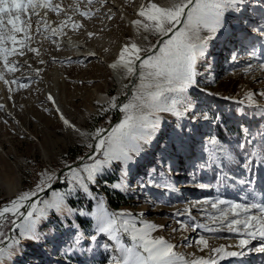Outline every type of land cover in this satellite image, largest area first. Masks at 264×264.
Instances as JSON below:
<instances>
[{"label": "rangeland", "instance_id": "1", "mask_svg": "<svg viewBox=\"0 0 264 264\" xmlns=\"http://www.w3.org/2000/svg\"><path fill=\"white\" fill-rule=\"evenodd\" d=\"M154 2L160 3L161 0ZM53 3H60L71 15L72 10L68 6L73 4V0H53ZM148 3L149 0H106L101 5L94 0L89 6L87 0H80L81 10L91 8V18L73 15L72 20L79 21L83 27L73 30L69 22L63 32L94 52L99 53L96 50L99 48L101 53L96 58H84L74 53L65 47L62 35L52 36L47 31L43 36L34 35L31 46L39 50V55L26 52L24 56L10 57L23 67L14 74L5 72V79L11 81L20 78L18 83L6 85L0 80V206L20 192L34 188L39 174L44 171L56 176L58 172L61 179L53 181V189L64 191L66 183L62 174L67 171L59 170L76 163L89 151L84 138L60 120L56 106L82 132H95L99 128L110 130L123 118V113L109 109L110 98L117 97L118 103L127 102L132 96L134 84L140 83V79L134 75V82L127 91L130 80L125 69H107L106 64L111 59H105L104 53L114 56V62L118 59L122 46L129 38H136L135 30L127 26V19H137L139 7ZM63 19V13L57 16L49 12L47 16L53 28ZM32 24L34 32L35 17ZM260 30H264V0H245V7L230 18L227 30L209 42L205 58L197 66V86L188 93V99L195 108L183 116L160 113V128L151 145L131 167L127 179L122 178L119 167L114 164L92 187V191L104 199L110 210H126L144 221L164 225L153 235L163 236L186 257L207 255V250L200 252L192 242L200 235L210 237L211 234L192 227L173 232V228L180 227L178 220L187 222L186 216L178 217L174 213L205 198L222 196L237 200L243 195L231 187H221L218 192V173L212 168L201 170L198 167L208 159V153L204 151L206 142L210 137H215L218 146L235 149L244 139L245 129L253 136L264 131V115L246 101V94L252 91L257 104L264 105V96L259 95L264 92V68L260 67L264 64V37L259 35ZM88 33L94 35L89 37ZM155 39L149 36L147 41L138 39L137 42L150 44L155 43ZM253 47L258 50L256 57L249 55ZM41 60L44 63H40ZM36 69H40L38 74ZM21 83L27 86L20 87ZM93 91L102 92L101 102L91 97ZM49 94L55 99V106L47 100ZM193 112L197 117L207 115L209 119L193 120L190 114ZM194 122L196 127L199 125L197 130L191 128ZM214 122H219L222 127L234 126V133L230 134L228 141L219 137L220 131H217ZM88 142L93 141L89 138ZM259 150L264 151V148ZM162 158H165L163 164L160 163ZM240 159L239 168L228 166L233 168L229 175L239 177L246 174L242 157ZM153 168L157 173L166 174L174 190L168 191L146 183V173ZM257 170L254 187L264 200V168L257 165ZM117 183H123L124 187L114 189L113 185ZM200 183L212 187L201 189L198 187ZM50 194L46 190L40 195L47 199ZM108 200L116 202V207L109 206ZM73 206L91 211L95 201L84 197L73 202ZM203 207L211 210L210 205ZM191 215L196 217V223L207 221L206 216L196 208L191 209ZM74 222L83 237L79 245L74 243L76 229L72 228L71 221L62 224L54 220L40 226L39 230L46 234V239L38 243L25 241L24 245L31 246H22L15 255L5 258L4 264H107L110 251H105L101 246L106 237H99L97 242L88 240L94 234V221L90 217H78ZM7 234L12 236L16 233L7 231ZM219 236V239H209L213 247L238 244L235 233H220ZM7 243L9 241L5 240L4 244ZM258 245L259 241L254 240L249 248ZM70 247L75 250L67 251ZM90 247L92 251L87 250ZM228 250L240 251L236 247ZM244 251L245 255L226 258L220 264H264V253L248 249Z\"/></svg>", "mask_w": 264, "mask_h": 264}, {"label": "snow or ice", "instance_id": "2", "mask_svg": "<svg viewBox=\"0 0 264 264\" xmlns=\"http://www.w3.org/2000/svg\"><path fill=\"white\" fill-rule=\"evenodd\" d=\"M93 2L87 0L89 6ZM95 2L103 5L106 0ZM68 7L72 10L71 15L60 3H53V0H0V80L6 85L19 82L20 78L11 81L5 79V72L14 74L23 67L19 61L10 57L24 56L26 52L40 54L37 48L31 46L34 35L43 36L45 31L52 36L66 35L63 29L69 22L73 30L83 27L79 21L72 20L73 15L90 19L93 14L90 7L80 9V0H73V4ZM244 7L245 0H161L160 3L149 0L147 6L139 7L137 19L131 21L136 38H129L120 49L118 59L110 65L112 68L123 67L127 76L138 75L140 79V84L134 88L127 102L118 103L117 97L110 98L109 109L123 113V118L112 125L110 130L99 128L95 132H82L64 117L58 106L55 107L60 120L84 138L89 151L86 156L79 158L78 165H65L67 172L62 174L66 183L64 191L53 189V181L61 179V176L44 171L39 174L34 188L20 192L0 206V245H4L0 246V264H4L5 258L15 255L22 246H31L24 245L25 241L38 243L46 239V234L39 230L40 226L53 223L54 220L62 224L71 221L72 228L76 229L74 243L79 245L83 237L74 222L78 217H90L94 221V234L88 237L90 242H97L101 236L106 237L101 246L105 251H110L107 264H220L226 258L245 255V249L264 253V200H261V194L254 187L257 165L264 168V151L259 150L264 148V131L253 136L245 129L246 135L235 149L218 146L215 137H210L204 146L208 159L198 167L201 170L212 168L218 173L217 191L221 187H231L243 193L237 200L222 196L198 200L183 211L177 210L174 213L178 217L186 216L187 222L178 220L180 227L173 228V232L192 227L211 234L210 237L200 235L192 242L200 252L207 250V255L186 257L177 252L176 245L169 240L153 235L163 229L164 225L144 221L126 210H110L104 199L92 191L99 177L114 164L119 167L122 178L127 179L131 167L153 142L160 128V113L170 112L183 116L195 108L188 99V93L197 86V66L205 58L209 42L226 31L230 18ZM41 9L44 11L41 12ZM49 12L57 16L63 13L65 19L53 28L47 20ZM88 35L91 37L94 34ZM259 35L264 37V30H260ZM149 36L156 38L155 43L137 42L138 39L147 41ZM257 54L258 50L253 47L250 57H256ZM233 59L236 57L233 56ZM260 67L264 68V64ZM35 71L38 74L40 69ZM26 86L20 84V87ZM259 95L264 96V92ZM254 96L255 93L249 91L246 101L264 115V105L257 104ZM47 100L56 105L51 94ZM190 114L193 120L209 119L207 115L197 117L194 112ZM89 138L93 142H88ZM241 157L246 174L239 177L229 175L233 168L228 166L239 168ZM164 162L165 158H162L160 163ZM225 168L228 170L225 171ZM146 175L147 184L168 191L174 190V185L164 172L157 173L153 168ZM122 187L123 183L113 185L114 189ZM198 187L206 189L212 185L200 183ZM46 190L51 194L44 199L40 194L46 193ZM84 197L95 201L91 211L73 206V202ZM204 205H210L214 212L205 209ZM192 208L206 216L207 221L196 223V217L191 215ZM5 229L16 234L9 236ZM220 233L237 234L238 244L213 247L209 239L221 238ZM5 240L9 243L4 244ZM254 240L259 241V245L249 248ZM231 247L240 251L228 250ZM74 250V247L67 249ZM87 250L92 251L91 247Z\"/></svg>", "mask_w": 264, "mask_h": 264}, {"label": "bare ground", "instance_id": "3", "mask_svg": "<svg viewBox=\"0 0 264 264\" xmlns=\"http://www.w3.org/2000/svg\"><path fill=\"white\" fill-rule=\"evenodd\" d=\"M127 26L128 27H130L131 29H133V30H135L134 29V27L132 26V24H131V20H128L127 19ZM251 33V32H250ZM62 41H63V43H64V45H65V47L67 48V49H71V50H73L74 51V53H79V54H81V56L82 57H84V58H89V57H93V58H96V55L98 56L99 55V53H101L100 52V49L99 48H97L96 50H99V53L97 52V51H93V50H91L90 49V47H87V45L85 46V45H83V43H81L78 39H76V38H74V37H71L70 35H62ZM63 43H62V45H63ZM104 47V46H103ZM107 47V46H106ZM102 48V47H101ZM104 50H106V49H104ZM101 51H103V50H101ZM107 52V51H106ZM90 53H94L95 55H89ZM103 53V52H102ZM104 55L106 56L105 57V59H107V60H110L107 64H106V68L108 69L109 67H110V65L111 64H113L114 63V56H111V55H109V54H105L104 53ZM112 57V58H111ZM116 59V58H115ZM116 61V60H115ZM105 69V68H104ZM110 69H111V67H110ZM128 78H129V80L130 79H132V83H129L128 84V86L126 87L127 88V91H130V87H131V85L133 84V82H134V79H133V77L134 76H127ZM140 83H135L134 84V88L136 87V86H138ZM52 93V92H51ZM93 96V98L95 99V100H97L98 102H101L102 101V99H103V94H102V92H99V91H93L92 93H91V97ZM195 123L196 122H194V124H192V125H194V126H192L191 128H192V130L194 129V128H196V130L199 128V125L196 127L195 126ZM67 171V170H66Z\"/></svg>", "mask_w": 264, "mask_h": 264}, {"label": "trees", "instance_id": "4", "mask_svg": "<svg viewBox=\"0 0 264 264\" xmlns=\"http://www.w3.org/2000/svg\"><path fill=\"white\" fill-rule=\"evenodd\" d=\"M214 124H215L217 131H220V133L218 134L219 137L223 140L228 141L230 134L234 133V126L231 125V126H227V127H225V126L222 127L219 122H214ZM108 204H109V206H111L113 208H115L117 205V203L113 202L112 200H108Z\"/></svg>", "mask_w": 264, "mask_h": 264}, {"label": "water", "instance_id": "5", "mask_svg": "<svg viewBox=\"0 0 264 264\" xmlns=\"http://www.w3.org/2000/svg\"><path fill=\"white\" fill-rule=\"evenodd\" d=\"M130 83H132V79H130ZM122 98H123V97H121L120 99H122ZM107 129H108V128H106V130H107ZM87 153H88V152H87ZM87 153H85L83 156H86ZM78 163H80V160H78L76 163L71 164V165L74 166L75 164H78ZM65 170H67L66 167H63L62 169L59 170V172H60V171H65ZM57 176H58V172H57ZM54 184H55V182L53 183V185H54Z\"/></svg>", "mask_w": 264, "mask_h": 264}]
</instances>
